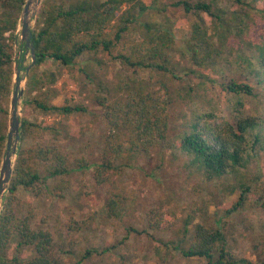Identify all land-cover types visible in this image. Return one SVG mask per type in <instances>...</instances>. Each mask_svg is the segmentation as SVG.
I'll return each instance as SVG.
<instances>
[{
	"label": "rangeland",
	"instance_id": "obj_1",
	"mask_svg": "<svg viewBox=\"0 0 264 264\" xmlns=\"http://www.w3.org/2000/svg\"><path fill=\"white\" fill-rule=\"evenodd\" d=\"M172 2L158 0L156 5L139 15V20L153 21L174 31L177 40L174 73L156 69L135 73L104 51L85 53L71 67H63L52 60H46L39 67V72L52 69L59 75L55 84L58 95L52 101L55 105L81 104L86 109L71 114L30 110L31 120L58 129L59 135L53 137L51 130L44 128L38 137L23 142L28 148H36L54 141L70 159L71 173L65 177L70 180V188L64 192L63 198L55 195L62 191L55 192L50 187L38 197L20 188L16 206L18 214L33 211L34 227L43 226L52 232L53 253L62 264H76L80 260L79 264H207L205 258L187 257L181 252L182 246L193 236L192 224L187 229L184 226L190 214L194 215L193 223L224 226L225 239L216 244V250L225 247L237 258L251 262L263 258L262 245L254 247L264 243L262 201L254 203L246 199L234 208L241 188L234 192L229 189L236 186L238 179L231 174H209L193 154L181 148L178 141L180 133L199 113L214 111L229 119L234 118L237 113L233 104L239 96L247 110L264 114V85H257L256 76H252L260 60L256 42L261 34L264 35V0H247L240 4L234 0H217L212 11L221 14L223 20L199 12L207 19L218 50L207 67L193 65L184 47L183 39L197 19L195 13L185 14ZM217 6L226 12H218ZM19 48L20 45L15 44V55H19ZM247 58L252 62L251 66L245 61ZM30 62L31 53L26 52L23 68ZM125 76L138 78L147 88H168L172 99L168 109L169 131L149 154L113 173L107 184L98 185L94 165L100 163L107 128L102 109L94 99L95 91L99 86L112 88ZM248 78L256 84L257 95L254 97L238 95L223 87L231 80ZM23 86L26 88V81ZM4 103L8 108L9 127L11 95ZM23 116L22 104L21 119ZM77 158H85L91 167L75 168ZM31 163L44 172L43 164L33 160ZM244 173L251 180L248 195L263 193V152L254 157ZM254 176L261 177L254 179ZM114 189L124 191L128 197L127 211L121 219L110 217L105 207V200ZM154 207H161L174 217L175 224L171 229L159 232L148 228V211ZM72 218L79 222V228H69ZM157 244H169L163 259L153 250ZM89 248L97 251L83 258Z\"/></svg>",
	"mask_w": 264,
	"mask_h": 264
},
{
	"label": "trees",
	"instance_id": "obj_2",
	"mask_svg": "<svg viewBox=\"0 0 264 264\" xmlns=\"http://www.w3.org/2000/svg\"><path fill=\"white\" fill-rule=\"evenodd\" d=\"M25 1L0 0V165L8 128V108L4 101L12 93L15 44L19 17ZM234 1L240 4L247 0ZM157 2L158 0L42 1L32 30L37 61L26 80L21 145L0 214V264H62L60 258L53 253L52 232L43 226L34 227L33 211L18 214L16 206L20 188L38 197L50 187L55 192L62 191L55 195L63 198L64 192L70 188V180L65 178L71 173L70 159L54 141L36 148H28L23 142L38 137L44 128L51 130L53 137L59 135L58 129L44 126L41 121L31 120L30 110L46 114H71L86 109L81 104L55 105L52 101L58 95L55 84L59 75L52 69L39 72V67L46 60L71 67L85 53L104 51L135 73L149 69L174 73L173 61L177 51L174 31L153 21L139 20V15ZM216 2L217 0L172 2L173 6L182 8L185 14L195 13L197 17L183 42L191 63L199 67H207L213 55L218 52L207 19L199 14L206 12L223 20L221 14H214L212 11ZM216 9L221 13L226 12L221 6ZM256 47L260 60L252 76H256L257 85H264V35L261 34ZM248 59L245 61L251 66L252 62ZM86 76L90 78L89 73ZM249 79L231 80L223 87L238 95L254 97L257 95L256 84ZM34 91L37 93L33 94ZM239 97L233 104L237 113L234 118L229 119L214 111L199 113L188 128L180 133L178 143L182 149L193 154L209 174H231L238 179L236 186L229 189L234 192L241 188L234 208L246 199L254 203L262 201L264 207V191L260 195L255 192L248 195L251 180L244 173L254 157L264 153V114L247 110L245 102ZM94 99L102 109L107 128L100 163L94 165L95 181L98 185H104L111 181L113 173L120 171L123 166H129L142 155L149 154L165 139L170 126L168 109L172 99L166 86L147 88L138 78L130 76L121 78L112 88L99 86ZM32 160L43 164L44 172L32 164ZM89 167L90 162L85 158L75 160V168ZM260 177L254 176V179ZM127 202L128 197L124 191L112 190L105 200L107 214L121 219L127 211ZM193 219L194 215L190 214L184 223L185 229L192 224L193 236L182 246L183 255L205 258L207 264H264V243L254 246L258 248L262 245L263 258L260 261L239 259L225 247L216 250V244L225 239L224 226L193 223ZM147 224L149 229L162 232L171 229L175 219L161 207H154L148 211ZM68 226L70 229L80 227L74 218ZM168 245H154L153 250L160 259H163ZM93 251L97 250L89 248L83 258H87ZM80 262L81 260L76 264Z\"/></svg>",
	"mask_w": 264,
	"mask_h": 264
},
{
	"label": "water",
	"instance_id": "obj_3",
	"mask_svg": "<svg viewBox=\"0 0 264 264\" xmlns=\"http://www.w3.org/2000/svg\"><path fill=\"white\" fill-rule=\"evenodd\" d=\"M41 0H26L20 13L17 30L16 45H20L19 55H15L14 78L11 93V107L9 127L5 149L0 165V214L3 208V202L8 191L18 149L21 141V109L25 94L23 83L26 81L27 74L35 66L37 56L32 42L33 20L36 19L38 6ZM31 53V62L23 68L24 55ZM23 56V57H22Z\"/></svg>",
	"mask_w": 264,
	"mask_h": 264
}]
</instances>
